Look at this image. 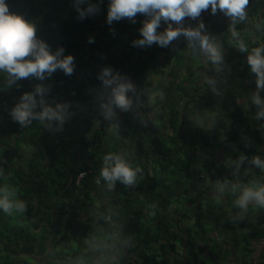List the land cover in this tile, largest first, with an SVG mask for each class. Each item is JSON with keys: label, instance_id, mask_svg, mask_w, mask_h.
<instances>
[{"label": "trees", "instance_id": "obj_1", "mask_svg": "<svg viewBox=\"0 0 264 264\" xmlns=\"http://www.w3.org/2000/svg\"><path fill=\"white\" fill-rule=\"evenodd\" d=\"M5 2L51 54L73 57V71H0V264H264V206L237 203L264 187L254 163L264 162V88L248 64L264 47V0H248L243 19L217 8L218 62L183 32L135 44L151 17L109 23L110 0ZM215 13L209 5L202 24ZM114 77L132 85L127 109L112 103L116 83L104 79ZM26 94L33 115L22 123L12 113ZM45 109L58 116L41 119ZM108 157L134 170L131 183L103 177Z\"/></svg>", "mask_w": 264, "mask_h": 264}, {"label": "clouds", "instance_id": "obj_2", "mask_svg": "<svg viewBox=\"0 0 264 264\" xmlns=\"http://www.w3.org/2000/svg\"><path fill=\"white\" fill-rule=\"evenodd\" d=\"M248 0H110L107 19L111 23L113 19L135 17L137 13L148 14L151 19L147 20L140 29L142 39L135 41L138 45H151L154 41L160 45H167L169 41L177 37L181 32L188 38H196L200 42L201 49L208 55L213 62L221 59V53L216 45L209 42L207 36H202L199 29H173L169 25L168 29L158 34L157 28L161 19L165 21L180 22L184 17L195 18L199 16L202 10L207 9L211 5L213 13L217 8L226 10V14L232 17L244 18V9ZM207 14V10H206ZM184 24V22H183ZM203 27V24L200 25ZM235 35V33H233ZM35 28L27 22L21 15L10 13L9 7L5 0H0V71H6L14 79L27 77L29 74L43 78L45 72L51 74L57 68L62 69L66 74L73 71L71 55L58 59L60 53L51 54L47 46L37 41L35 38ZM241 51L246 50V46L241 43L239 45ZM62 51V50H61ZM264 47H258L252 50L248 56V64L251 71L257 75L258 88H264ZM31 56V59L25 60L24 57ZM111 75L110 69H105L103 77ZM105 85L116 83V78L104 79ZM132 88L130 83H116L112 90V103L127 109L130 104L126 93ZM254 101L260 104L258 96L254 97ZM34 106L33 98L30 94H26L22 98V103L13 110V116L20 122H25L33 115L31 108ZM57 117L58 113L45 109L41 114L43 117ZM115 160L112 164L111 161ZM108 167L103 169L102 175L105 179L115 180L117 178L125 183H131L134 178V170L126 165L119 157L106 158ZM258 166L264 168V162L259 159L254 161ZM250 200H255L258 204L264 206V187L259 189L246 188L240 199L237 201L241 206H246ZM5 211L8 210L7 201H0Z\"/></svg>", "mask_w": 264, "mask_h": 264}, {"label": "built area", "instance_id": "obj_3", "mask_svg": "<svg viewBox=\"0 0 264 264\" xmlns=\"http://www.w3.org/2000/svg\"><path fill=\"white\" fill-rule=\"evenodd\" d=\"M206 10L207 9L202 10L201 13L199 14V16H197L195 18H191V17H187V16L184 17L183 18L184 28L185 29H191V30H198L200 28V25L202 24L203 20L206 17ZM188 39H189L190 43H193L196 40V38H188Z\"/></svg>", "mask_w": 264, "mask_h": 264}, {"label": "crops", "instance_id": "obj_4", "mask_svg": "<svg viewBox=\"0 0 264 264\" xmlns=\"http://www.w3.org/2000/svg\"><path fill=\"white\" fill-rule=\"evenodd\" d=\"M224 18H225V15H224L223 12H221V11L216 12L215 16L212 18V20H210L209 22L204 23L203 27L199 28V31H200L201 35L202 36H207L209 38L208 27H209L210 23L214 22L216 19H224ZM167 23H168V25H178L180 28H182V26H184L183 20H181L180 22L168 21Z\"/></svg>", "mask_w": 264, "mask_h": 264}, {"label": "rangeland", "instance_id": "obj_5", "mask_svg": "<svg viewBox=\"0 0 264 264\" xmlns=\"http://www.w3.org/2000/svg\"><path fill=\"white\" fill-rule=\"evenodd\" d=\"M101 31H102V28H101L100 26H98V27H97V32H100V33H101ZM171 63H172L171 66H175V65H176V64H175V63H176V59H173ZM171 66H170V67H171ZM166 69H167V70H166V71H167V72H166L167 74H166L165 76H168V71H169L170 68H166ZM170 71H172V70L170 69ZM159 77H160V80H164V77L161 76V75H159V76L156 75L155 77H152L153 80L155 81V82H154L155 85H157V80H158ZM150 78H151V77L149 76V79H150ZM165 80H166V77H165ZM32 151H33V148H32V147H27V146L23 147V150H22V152H21L22 155H23L22 157L26 159L28 156H30V154L32 153ZM179 244H180V243H179ZM262 247H263V243H261V244L259 245V248H262Z\"/></svg>", "mask_w": 264, "mask_h": 264}]
</instances>
